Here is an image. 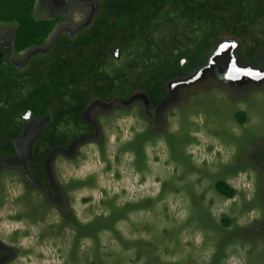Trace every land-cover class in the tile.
I'll return each mask as SVG.
<instances>
[{
	"label": "rangeland",
	"instance_id": "1",
	"mask_svg": "<svg viewBox=\"0 0 264 264\" xmlns=\"http://www.w3.org/2000/svg\"><path fill=\"white\" fill-rule=\"evenodd\" d=\"M97 9L38 0L36 19L57 27L12 62L25 67ZM16 30L0 23V60ZM233 40L170 81L158 104L142 92L95 99L83 117L90 132L35 172L33 145L50 118L28 113L17 157L0 164V264H264V62L240 64ZM220 181L236 197L220 195Z\"/></svg>",
	"mask_w": 264,
	"mask_h": 264
},
{
	"label": "trees",
	"instance_id": "2",
	"mask_svg": "<svg viewBox=\"0 0 264 264\" xmlns=\"http://www.w3.org/2000/svg\"><path fill=\"white\" fill-rule=\"evenodd\" d=\"M96 1L92 24L75 35L60 34L20 68L13 52L45 46L58 21L36 19L38 0H0V23L17 25L13 49L0 60V164L17 157L15 139L28 113L32 119L50 118L33 145L35 172L55 149L90 132L83 117L95 99L110 103L142 92L158 104L170 81L206 65L230 37L240 64L264 62V0ZM118 53L128 59L125 65L114 63ZM236 118L244 123L246 114ZM216 190L227 199L237 195L225 181Z\"/></svg>",
	"mask_w": 264,
	"mask_h": 264
},
{
	"label": "water",
	"instance_id": "3",
	"mask_svg": "<svg viewBox=\"0 0 264 264\" xmlns=\"http://www.w3.org/2000/svg\"><path fill=\"white\" fill-rule=\"evenodd\" d=\"M118 56H119V53H118ZM31 115V113H29Z\"/></svg>",
	"mask_w": 264,
	"mask_h": 264
},
{
	"label": "snow or ice",
	"instance_id": "4",
	"mask_svg": "<svg viewBox=\"0 0 264 264\" xmlns=\"http://www.w3.org/2000/svg\"><path fill=\"white\" fill-rule=\"evenodd\" d=\"M234 47L236 46V45H233Z\"/></svg>",
	"mask_w": 264,
	"mask_h": 264
}]
</instances>
